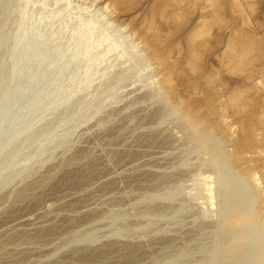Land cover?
Wrapping results in <instances>:
<instances>
[{"label": "rangeland", "instance_id": "374dc122", "mask_svg": "<svg viewBox=\"0 0 264 264\" xmlns=\"http://www.w3.org/2000/svg\"><path fill=\"white\" fill-rule=\"evenodd\" d=\"M161 3L0 0V264H264L261 79Z\"/></svg>", "mask_w": 264, "mask_h": 264}, {"label": "bare ground", "instance_id": "6f19581e", "mask_svg": "<svg viewBox=\"0 0 264 264\" xmlns=\"http://www.w3.org/2000/svg\"><path fill=\"white\" fill-rule=\"evenodd\" d=\"M173 1L174 0H165V3H163V4L161 3L160 7L158 8V11H159L161 17L165 18L163 21V24L161 25V28H163L164 30L174 31V30L180 29L181 27L183 28V26L186 24L189 25V22L191 21V19H193V21L195 20L194 25H192L193 28L191 30L189 29L190 31L187 33V36L185 35L186 37L183 41V43L186 45V51H187L185 63L188 65L189 71H192L193 69H195L193 60L196 57L201 56L204 52L205 53L209 52L211 54V53H213L212 51L214 49H219V50H216V53L219 51L220 58L229 59L231 62V64H230L231 74H232V72L240 73L243 75L246 73L247 77H251L256 71L259 74L258 78L261 79V82H262L261 84L263 85V92L257 93L258 96L261 95V98H260V100L257 101L258 102L257 104L255 103L257 105V107L255 110H253L254 114L251 111L253 116H252V114H251V116L249 114L250 119H248V116L246 118L250 121H248V122L243 121V122L247 123V125H245V127L248 129L244 130L245 132L242 134V136L239 140V144L237 146L236 152L241 153V151H245L244 149H246V148H250L252 151H256L258 149L261 150L263 145H264V136L259 137L260 135L257 133V130L260 129L262 131L264 129V0H175L178 2V4L175 3L176 5L173 4ZM175 8L176 9L177 8L182 9V11L181 10L178 11V9L174 11ZM170 13H172V15ZM157 22H158V20H157ZM157 22H156V24H157ZM152 25H153V23H152ZM224 37H226V43L225 44H223ZM184 48H185V46H184ZM213 55H215V54H213ZM186 64L184 66V69L187 70ZM163 71H165V69ZM258 71H260V72H258ZM236 73H234V75H236ZM163 76H165V75H163ZM242 86H245V85H242ZM246 92H248V94H247L248 96L250 94L254 95L253 87L252 88L248 87V89H246ZM256 92H257V90H256ZM247 99H246V102H247ZM248 100H250V99H248ZM235 103H238V101L235 100ZM251 103H253V102H251ZM234 105H236V104H233V108H234ZM236 107L238 108V106H236ZM237 108H236V110H237ZM246 111H247V109H246ZM246 111H245V113H246ZM231 112H232V110H231ZM216 113H217V111H215L212 114L213 117L216 115ZM220 113H221V111H220ZM220 113H219V115H220ZM226 114H228V112ZM222 115H224V114H222ZM222 115H220V116H222ZM78 174H79V172H78ZM79 178H82V177H79ZM74 180H75V178H74ZM16 200L17 199H15L14 202H16ZM235 209H237V208H234V210ZM238 209H237V211H238ZM45 222H47V221H45ZM50 229H52V228H50ZM50 229H48V230H50ZM34 232H35V230H34ZM8 235H6V236H8ZM22 235H23V233H22ZM10 237H11V235L9 236V238ZM46 238H47V236H46ZM21 241H24V240H21ZM8 243H9V241H8ZM19 243H21V242H18V244ZM12 245H14V242ZM76 250H78V249H76ZM103 250H105V249H103ZM112 250H114V249H112ZM134 250H136V249H134ZM106 251H104V252H106ZM130 255H132V254H130ZM238 255H240V254H238ZM74 257H76V256H74ZM91 257H93V256H91ZM2 258H5V257H2ZM78 260H80V259H78ZM20 261H21V259H20ZM126 261H129V260H126Z\"/></svg>", "mask_w": 264, "mask_h": 264}]
</instances>
